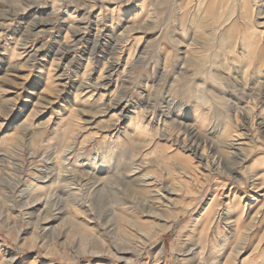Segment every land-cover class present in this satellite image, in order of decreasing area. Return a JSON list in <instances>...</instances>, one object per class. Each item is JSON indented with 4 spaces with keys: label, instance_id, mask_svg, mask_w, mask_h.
<instances>
[{
    "label": "rangeland",
    "instance_id": "rangeland-1",
    "mask_svg": "<svg viewBox=\"0 0 264 264\" xmlns=\"http://www.w3.org/2000/svg\"><path fill=\"white\" fill-rule=\"evenodd\" d=\"M0 264H264V0H0Z\"/></svg>",
    "mask_w": 264,
    "mask_h": 264
},
{
    "label": "bare ground",
    "instance_id": "bare-ground-1",
    "mask_svg": "<svg viewBox=\"0 0 264 264\" xmlns=\"http://www.w3.org/2000/svg\"><path fill=\"white\" fill-rule=\"evenodd\" d=\"M114 67H116V65H114ZM96 83H97V82H96ZM82 85H83V84H82ZM132 123H133V122H132ZM132 123H131V124H132ZM137 123H138V122H137ZM134 124H135V123H134ZM193 148H194V147H193ZM198 148H199V147H197V148L195 149V152H196V153L198 152ZM69 152H70V151H69ZM69 152H67V154H69ZM201 157L203 158V156H200V158H201ZM203 159H204V158H203Z\"/></svg>",
    "mask_w": 264,
    "mask_h": 264
}]
</instances>
